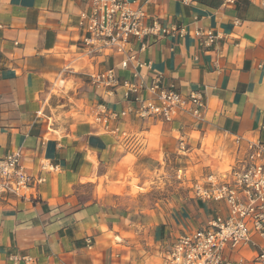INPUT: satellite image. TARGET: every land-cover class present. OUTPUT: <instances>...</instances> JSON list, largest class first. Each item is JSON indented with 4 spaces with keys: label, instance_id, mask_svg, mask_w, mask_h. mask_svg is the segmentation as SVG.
<instances>
[{
    "label": "crops",
    "instance_id": "obj_1",
    "mask_svg": "<svg viewBox=\"0 0 264 264\" xmlns=\"http://www.w3.org/2000/svg\"><path fill=\"white\" fill-rule=\"evenodd\" d=\"M128 1L144 11L143 27L159 26L145 50L130 45L143 69L79 50L84 0H0V159L19 153L46 178L33 201L0 200V264H161L184 232L227 213L182 196L178 172L229 171L249 143H264V0ZM197 31H212L214 46ZM109 69L121 83L113 93L92 82ZM136 72L146 86L160 77L183 95L201 93L202 118H139L124 86ZM61 79L64 89L54 88ZM102 107L108 118L97 123ZM43 164L57 169L42 173ZM155 190L171 194L150 200Z\"/></svg>",
    "mask_w": 264,
    "mask_h": 264
},
{
    "label": "built area",
    "instance_id": "obj_2",
    "mask_svg": "<svg viewBox=\"0 0 264 264\" xmlns=\"http://www.w3.org/2000/svg\"><path fill=\"white\" fill-rule=\"evenodd\" d=\"M84 2L86 9L79 15V50L90 58L124 55L123 67H127L128 62H135L138 69L146 67L137 61L130 45L132 41L140 42V49L145 50V39L158 32V23L143 27L144 11L134 9V3L128 0ZM235 3L236 0H225L226 5ZM196 36L206 37L205 48L214 46L217 40L212 31H197ZM135 78L136 82L124 83L127 88L125 98L134 103L132 110L139 118H155L167 123L175 121L181 113L202 118L206 105L201 93L183 95L174 86L165 87L160 77L147 86L140 82L139 73H135ZM92 82L97 88H106L111 93L121 85L114 69L94 75ZM54 88L64 89V79L54 84ZM144 93L147 98H143ZM106 114L102 107L95 121L103 123L108 118ZM110 132L117 133L118 130ZM180 149L186 150L184 141L180 142ZM56 169L51 164H43L41 172ZM177 179L195 200L223 205L227 213L219 210L208 219L205 227L184 232L171 245L161 264H264V143H249L244 155L229 171L199 178L179 171ZM45 182L42 174L34 177L27 171L21 154H8L0 159V200L16 197L33 201L38 187ZM244 247L256 251L251 261L237 257ZM12 261L30 264L33 259L15 256Z\"/></svg>",
    "mask_w": 264,
    "mask_h": 264
},
{
    "label": "rangeland",
    "instance_id": "obj_3",
    "mask_svg": "<svg viewBox=\"0 0 264 264\" xmlns=\"http://www.w3.org/2000/svg\"><path fill=\"white\" fill-rule=\"evenodd\" d=\"M61 89V88H59ZM227 169V168H226ZM181 192V195L182 196H189L190 193L188 191V189L186 187H182L180 188L179 190ZM171 194V191H160V190H155L154 192H152L150 195H149V199L152 200V199H158V198H166L167 196H169Z\"/></svg>",
    "mask_w": 264,
    "mask_h": 264
}]
</instances>
